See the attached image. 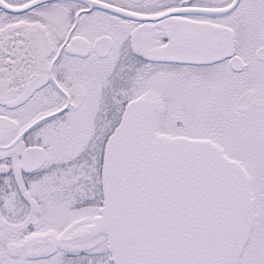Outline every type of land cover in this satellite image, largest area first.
<instances>
[{
  "label": "snow or ice",
  "instance_id": "1",
  "mask_svg": "<svg viewBox=\"0 0 264 264\" xmlns=\"http://www.w3.org/2000/svg\"><path fill=\"white\" fill-rule=\"evenodd\" d=\"M0 264H264V0H0Z\"/></svg>",
  "mask_w": 264,
  "mask_h": 264
}]
</instances>
